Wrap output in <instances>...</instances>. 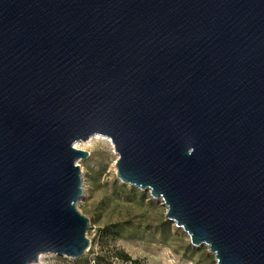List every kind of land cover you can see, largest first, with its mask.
<instances>
[{
    "label": "water",
    "instance_id": "95a60500",
    "mask_svg": "<svg viewBox=\"0 0 264 264\" xmlns=\"http://www.w3.org/2000/svg\"><path fill=\"white\" fill-rule=\"evenodd\" d=\"M217 264H264V0H0V264L80 260L76 148Z\"/></svg>",
    "mask_w": 264,
    "mask_h": 264
},
{
    "label": "rangeland",
    "instance_id": "374dc122",
    "mask_svg": "<svg viewBox=\"0 0 264 264\" xmlns=\"http://www.w3.org/2000/svg\"><path fill=\"white\" fill-rule=\"evenodd\" d=\"M100 137L78 145L90 153L78 163L85 190L79 209L91 221L90 251L80 260L46 254L36 264H98L97 257L114 247L146 264H217L207 247L193 246L189 236L167 220L162 201L120 182L119 157L111 140ZM105 229L113 234L107 239L101 234Z\"/></svg>",
    "mask_w": 264,
    "mask_h": 264
},
{
    "label": "trees",
    "instance_id": "16d2710c",
    "mask_svg": "<svg viewBox=\"0 0 264 264\" xmlns=\"http://www.w3.org/2000/svg\"><path fill=\"white\" fill-rule=\"evenodd\" d=\"M104 238H109L112 234L110 230L101 231ZM98 264H146L141 259H134L126 251L118 248H107L102 254L97 257Z\"/></svg>",
    "mask_w": 264,
    "mask_h": 264
},
{
    "label": "bare ground",
    "instance_id": "6f19581e",
    "mask_svg": "<svg viewBox=\"0 0 264 264\" xmlns=\"http://www.w3.org/2000/svg\"><path fill=\"white\" fill-rule=\"evenodd\" d=\"M97 139H101V137L98 135V136H94V137H92L88 142H85L84 144H86V143H91V142H93L94 140H97ZM79 144H81V143H78L77 145H76V148L78 149V145ZM111 145L113 146V148L115 149V147H114V145H113V143L111 142ZM118 155V154H117ZM119 157V156H118ZM46 254H43V255H41L40 256V258H42V257H44Z\"/></svg>",
    "mask_w": 264,
    "mask_h": 264
}]
</instances>
